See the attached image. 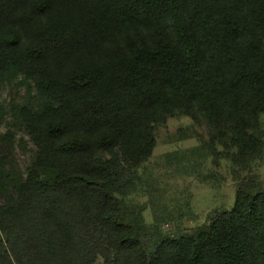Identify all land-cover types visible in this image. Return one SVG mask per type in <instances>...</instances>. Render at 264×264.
I'll use <instances>...</instances> for the list:
<instances>
[{
    "label": "trees",
    "instance_id": "16d2710c",
    "mask_svg": "<svg viewBox=\"0 0 264 264\" xmlns=\"http://www.w3.org/2000/svg\"><path fill=\"white\" fill-rule=\"evenodd\" d=\"M19 76L36 150L25 176L0 166V264H264L257 181L177 234L128 201L171 116L236 166L261 155L264 0H0V85Z\"/></svg>",
    "mask_w": 264,
    "mask_h": 264
},
{
    "label": "rangeland",
    "instance_id": "374dc122",
    "mask_svg": "<svg viewBox=\"0 0 264 264\" xmlns=\"http://www.w3.org/2000/svg\"><path fill=\"white\" fill-rule=\"evenodd\" d=\"M30 83L19 76L0 85L4 109L0 119V166L16 179L25 176L36 148L27 132L14 122L10 109L35 94L33 87L27 94ZM154 134L153 152L138 170V191L128 201L141 205L145 221H158L164 234L191 230L207 222L213 211L231 209L240 181L252 179L264 189V149L247 166H236L225 155L212 153V135L204 120L195 122L183 114L169 117L155 127ZM257 135L264 140V115ZM215 148L225 151L218 141ZM5 196L0 182V204ZM91 264L106 263L103 256L97 255Z\"/></svg>",
    "mask_w": 264,
    "mask_h": 264
}]
</instances>
